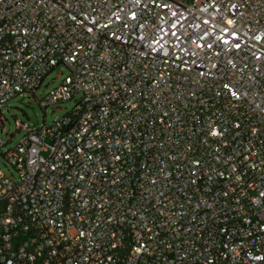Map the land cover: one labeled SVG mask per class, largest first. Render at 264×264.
Here are the masks:
<instances>
[{"label":"built area","instance_id":"1","mask_svg":"<svg viewBox=\"0 0 264 264\" xmlns=\"http://www.w3.org/2000/svg\"><path fill=\"white\" fill-rule=\"evenodd\" d=\"M59 66L0 264H264V0H0V108Z\"/></svg>","mask_w":264,"mask_h":264},{"label":"rangeland","instance_id":"2","mask_svg":"<svg viewBox=\"0 0 264 264\" xmlns=\"http://www.w3.org/2000/svg\"><path fill=\"white\" fill-rule=\"evenodd\" d=\"M68 75L69 70L59 66L45 77L35 95L17 96L0 108V139L3 142L1 147L3 153L14 148L25 134L20 125L29 124L32 127H40L44 123L50 125L73 110L76 104L75 99L49 106L46 110H43L39 102L51 90L57 88ZM0 169L10 178L18 177V173L2 155H0Z\"/></svg>","mask_w":264,"mask_h":264}]
</instances>
